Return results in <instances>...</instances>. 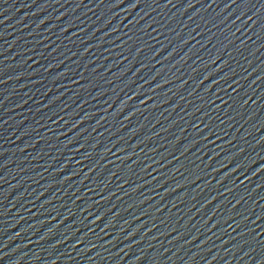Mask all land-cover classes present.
Returning <instances> with one entry per match:
<instances>
[{"label": "water", "instance_id": "water-1", "mask_svg": "<svg viewBox=\"0 0 264 264\" xmlns=\"http://www.w3.org/2000/svg\"><path fill=\"white\" fill-rule=\"evenodd\" d=\"M0 264H264V0H0Z\"/></svg>", "mask_w": 264, "mask_h": 264}]
</instances>
